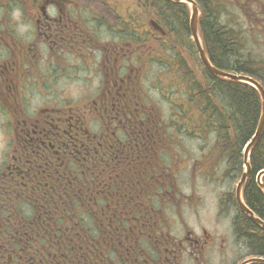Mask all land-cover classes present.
<instances>
[{
  "label": "trees",
  "instance_id": "obj_1",
  "mask_svg": "<svg viewBox=\"0 0 264 264\" xmlns=\"http://www.w3.org/2000/svg\"><path fill=\"white\" fill-rule=\"evenodd\" d=\"M99 1L118 13L126 9L118 18L124 30L129 12L134 32L142 28L144 19L162 26L165 34L154 46L164 53L160 82L165 80L166 92L176 81L187 93L188 109L179 116L183 122L188 113L185 127L196 134L214 135L204 156L210 164L205 162V169L213 173L223 163L222 177L238 180L244 146L254 135L261 112L257 91L204 70L190 40L186 4ZM195 1L200 9L199 34L210 63L253 78L264 89V63L241 60L245 46L241 30L221 22L229 8L236 7L243 17L238 18L248 21H264V10L261 19H253L245 13V0ZM163 142L160 139L161 149ZM157 145L148 141L133 151L122 147L106 154L71 145L42 153L36 161L31 158L21 175L0 172V264H159L160 199L165 202L169 196L167 201L178 202L180 192L176 171L159 156L163 150ZM250 167L242 199L264 222V194L255 180L264 170V130L251 151ZM230 207L237 211L232 222L237 242L248 257L264 259V230L240 211L234 192L227 195L226 209Z\"/></svg>",
  "mask_w": 264,
  "mask_h": 264
},
{
  "label": "flooded vegetation",
  "instance_id": "obj_2",
  "mask_svg": "<svg viewBox=\"0 0 264 264\" xmlns=\"http://www.w3.org/2000/svg\"><path fill=\"white\" fill-rule=\"evenodd\" d=\"M131 17L127 13L124 30L118 14L99 0H0V131L13 136L10 174L71 145L100 154L133 151L148 141L160 145V118L152 109L160 110L144 86L149 60L160 57L148 40L160 42V29L149 31L145 20L134 35ZM71 85H80L79 99L90 104L70 100ZM151 87L160 94L159 85ZM36 99L41 103L34 107ZM185 236L172 239L161 229L159 264H180L182 253L202 260L211 244L206 231L199 239L189 231Z\"/></svg>",
  "mask_w": 264,
  "mask_h": 264
},
{
  "label": "rangeland",
  "instance_id": "obj_3",
  "mask_svg": "<svg viewBox=\"0 0 264 264\" xmlns=\"http://www.w3.org/2000/svg\"><path fill=\"white\" fill-rule=\"evenodd\" d=\"M259 1L261 5H264V0ZM89 4L96 8L99 5L95 1H91ZM236 5H240V3ZM96 8L94 10H97ZM248 8L249 6H245V9ZM227 12L229 14H224L221 22L242 32L245 46L241 51V60L249 59L264 63V21L240 19L238 17L241 16L239 14L241 11L236 10V7L229 8ZM160 55L159 59H154V65L151 63L149 65L151 73L148 75V80H150V83H148V80L144 81V86L147 89L150 87V90H147L149 97L152 99L150 105L154 106L153 104H156L154 107L158 106L160 110L158 113V111L152 109V116L154 119L157 116L162 122H167L170 115H172L171 113H175L178 120V115L181 113L174 105L181 106L184 111L188 109V105H186L187 93L173 79L170 81H173L174 86L168 88L166 92L164 77L162 78L164 81H159V77L161 79L164 71V53L162 52ZM153 72L158 75L156 79L155 74H152ZM153 84L155 87L160 86V94L152 89ZM84 86L86 87L85 84ZM67 92L72 98L70 100L90 104L86 97L79 99L80 85L68 86ZM168 98L172 101H169ZM39 102L41 103L37 99L34 100V107ZM185 116L184 122H189L188 113ZM179 124H181L180 121ZM194 132L188 128L181 132L175 129L168 131L170 140L166 142V145L169 147L173 144V147L168 148L171 157L167 161L166 155H164V159L178 174L177 183L180 199L178 202L176 199L165 202L170 204V207H165V204H163L162 209L165 214L166 227L169 228L171 237L179 240L186 237L187 231L192 232L199 239L203 230H205L210 237L211 244L206 247L202 260L199 259L200 255L197 253L193 256L182 253L180 264H239L241 259L247 256L245 255L247 253H243L245 249L240 245V242H237L233 233L232 222L237 211L231 207L226 209L227 195L234 191L237 179L222 177L225 170L223 163L214 168L213 173L205 169L207 168L206 163L208 166L210 164L206 162L204 156L211 148L214 135L208 133L204 136L200 133L196 134V131ZM12 141V133L0 131V170H5L8 174L9 171L6 166L11 164L9 156L13 154ZM25 214L29 215V211H25ZM194 258H198V261Z\"/></svg>",
  "mask_w": 264,
  "mask_h": 264
},
{
  "label": "water",
  "instance_id": "obj_4",
  "mask_svg": "<svg viewBox=\"0 0 264 264\" xmlns=\"http://www.w3.org/2000/svg\"><path fill=\"white\" fill-rule=\"evenodd\" d=\"M172 2L176 3H186L190 7V17H189V30L191 34V39L194 44L195 50L197 52L198 58L200 63L203 65L205 70L213 77L216 78H222L225 80H230V81H235L239 83H244L247 85H250L253 87L257 93L260 96L261 99V114L259 117V121L256 127V130L254 132V135L250 142L247 144L243 151V168L244 171L241 174L240 180L238 181L236 188H235V200L237 202L238 207L240 210L246 214L253 222L258 224L262 230H264V222L260 220L258 217L254 215V213L247 208V206L244 204L242 200V188L244 186L245 180L248 177L250 173V164H249V156L251 153V150L253 147L256 145V143L260 140V137L262 135V131L264 128V90L260 86V84L255 81L254 79L241 75V74H233V73H228L221 71L214 66L211 65V63L208 60V57L206 55V52L202 46L199 33H198V17L200 14L198 5L194 0H170ZM264 175V170L259 172L256 176V183L259 186V188L262 190L264 194V186L261 183V178ZM262 263L264 264V259H259V258H250L246 261H244L242 264H248V263Z\"/></svg>",
  "mask_w": 264,
  "mask_h": 264
}]
</instances>
